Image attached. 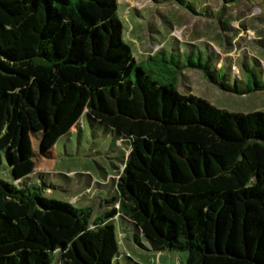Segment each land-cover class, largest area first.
<instances>
[{
	"label": "trees",
	"instance_id": "obj_1",
	"mask_svg": "<svg viewBox=\"0 0 264 264\" xmlns=\"http://www.w3.org/2000/svg\"><path fill=\"white\" fill-rule=\"evenodd\" d=\"M177 1L233 29L199 0ZM257 42L264 48V37ZM170 55L171 78L143 70L117 0H0V166L3 150L11 165L29 157L11 152L26 118L56 135L81 118L102 124L130 141L116 213L155 246L185 252L183 264H264V110L219 111L190 96L191 108L177 75L201 69L241 95L264 91V78L245 64V78L229 82L208 45L171 46ZM195 124L213 131L198 140ZM104 216L0 178V264H113L116 225Z\"/></svg>",
	"mask_w": 264,
	"mask_h": 264
},
{
	"label": "rangeland",
	"instance_id": "obj_2",
	"mask_svg": "<svg viewBox=\"0 0 264 264\" xmlns=\"http://www.w3.org/2000/svg\"><path fill=\"white\" fill-rule=\"evenodd\" d=\"M203 6L218 11L216 16L230 18L227 22L233 29L224 31L217 17L196 15L177 0H117L124 39L136 62L154 78H171V46L182 50L187 44L196 49L208 45L217 53L216 66L228 72L229 82L245 78V64L255 66L264 78V48L257 42L264 37V0H199L198 7ZM163 46L166 52L152 58ZM177 87L191 108L195 106L190 96L204 102V108L209 103L219 111L264 110V91L243 95L226 91L201 69L184 68L177 75ZM194 126L198 140L213 131ZM22 149L30 151L29 157L13 165L7 151H2L0 178L23 185L37 183L44 195L89 207L93 217L116 208V180L130 149L128 139H116L104 125L84 118L63 135L36 129L26 118L11 141L13 158L19 159ZM106 219L116 225L120 253L113 264H183L185 252L155 246L129 218L115 213Z\"/></svg>",
	"mask_w": 264,
	"mask_h": 264
},
{
	"label": "water",
	"instance_id": "obj_3",
	"mask_svg": "<svg viewBox=\"0 0 264 264\" xmlns=\"http://www.w3.org/2000/svg\"><path fill=\"white\" fill-rule=\"evenodd\" d=\"M116 213V210L115 209H112L109 213H107L104 217H109V216H112L113 214Z\"/></svg>",
	"mask_w": 264,
	"mask_h": 264
},
{
	"label": "built area",
	"instance_id": "obj_4",
	"mask_svg": "<svg viewBox=\"0 0 264 264\" xmlns=\"http://www.w3.org/2000/svg\"><path fill=\"white\" fill-rule=\"evenodd\" d=\"M116 208H118V202H117V204H116Z\"/></svg>",
	"mask_w": 264,
	"mask_h": 264
}]
</instances>
